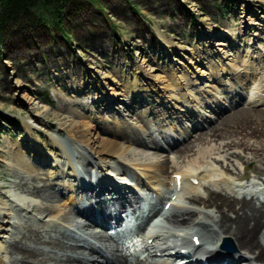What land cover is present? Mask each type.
I'll use <instances>...</instances> for the list:
<instances>
[{"label":"bare ground","instance_id":"bare-ground-1","mask_svg":"<svg viewBox=\"0 0 264 264\" xmlns=\"http://www.w3.org/2000/svg\"><path fill=\"white\" fill-rule=\"evenodd\" d=\"M256 15V22L252 23L244 16L240 26H228L224 33L232 37L236 33L248 34L246 39L250 42L253 38L257 39L261 32H264V12ZM207 29L210 33L219 31V27L216 26H210ZM106 46L105 54L112 56L114 50L110 49L108 44ZM179 49L186 54L189 53L192 61L201 58L200 52L193 47L188 49L182 46L178 47ZM192 61L190 64L193 63ZM196 63L202 64L200 61ZM139 66L144 78L153 80L152 86L157 84L153 87L158 90L167 91L172 87L173 79L176 81L177 75L169 76L168 80L166 77L157 75V81H155L153 70H160L159 66L146 68L143 63ZM216 69L211 80L213 86L218 85L219 81L227 86L228 78H222V71ZM258 69L248 65L240 72H229L241 81L240 92L230 86L232 91H229L226 98L221 100L219 99L221 97H216L217 108L211 109L214 111L210 112L211 115H206L205 109L198 110L197 105L189 106V103L197 102V96L190 94L193 97L191 98L190 95L186 96V93L181 99H173L175 103L187 106L188 109L185 108L184 114L171 106L167 107L170 110L169 113L153 108L154 112L153 109H147L145 112L136 114L134 110L136 109L137 112V106L131 104L134 98L132 93L137 92V85L149 84V81L145 79L139 82L136 78L133 83L127 82L124 89H120L119 82L109 78V81L115 82V86L111 92L104 95L103 100L99 101L102 103L99 106L94 104L92 97L89 100L93 101V107L84 103V100L77 99L76 96L61 94L58 105L54 108V114L59 131H65L68 137L64 141L54 136L51 138L50 156L57 160L54 170L51 169L52 176L53 174L56 176L50 179L51 183L49 184L47 178L42 176V170H44L42 166L39 170L21 157L22 150L17 145L11 149L16 165L25 174L21 175V172L14 176L18 182L12 181L10 185L17 187L15 192H6L9 193L8 200L0 202V264H12V262L13 264H180L185 259L191 261L188 264H264V201L257 202L255 199V195L263 192L264 187H258L259 185L256 187L257 183L243 184L240 189H245V192L242 197H239L236 196L235 188L229 179L225 181L221 178V183L226 186L217 185V188L213 187L214 190L209 188L212 191L205 193L206 188H202L203 183L215 186L218 181L211 182L204 179L203 183H195L199 175L206 170L203 164L207 163V158L215 159L217 163H225L226 156L230 153L232 157L235 153L239 156L238 159L243 161L245 155L247 157L245 162L252 158L264 164V110H257V106L264 103V94L260 93L258 97L256 96L257 98L249 106L234 108L240 102L238 97L243 94L241 91L244 88L243 81L256 78ZM203 91L205 92L204 89L200 91L201 94ZM231 92L235 94L232 96ZM107 99L110 100L106 102ZM219 100L223 101L222 104L228 102V106L232 100V106L228 110L224 109L222 105H218ZM33 109L39 108L33 106ZM41 111L46 112L45 109ZM216 111H219L217 115ZM105 112L119 114L121 120H108L106 124H98L97 121ZM173 115L177 116V124L175 120L171 121ZM191 116L195 118V121ZM125 118H129L128 123L125 122ZM183 118L185 121L191 119L192 123L181 132L184 136L174 139L175 142L163 137L164 141L161 143L151 132V126L160 129L166 122H171L175 129L178 127L183 129L182 126L186 125ZM200 118L207 124L199 125ZM36 120L42 126L40 128L47 129L50 125L48 120L45 122L44 118L39 116ZM145 120L149 125L146 129ZM218 123L219 126L215 128ZM25 128L30 133L35 130V127L28 123L25 124ZM130 128L137 129L139 133L143 132L144 136H130ZM200 131L201 133L198 134ZM205 132L218 137L215 141L217 146L214 145L208 150L202 149L201 141L206 136ZM253 138L257 139L253 140ZM119 139L125 140L126 145ZM147 142L149 146H153V153L158 157L147 163L139 162L135 159L138 153L144 156L149 155L144 149L139 151L148 145ZM33 144L34 150L36 148L41 150L48 142L42 143L34 139ZM192 144L193 146H190ZM164 145H167L170 155H173L177 161L170 164L168 155L164 156L160 153L165 149ZM194 147V155L197 156L195 158H203V164L199 165L195 171L189 166L183 168L178 163L179 159L184 160L193 156L187 153L194 150ZM231 149L236 150L231 152ZM87 154L92 160L88 159ZM192 160L198 162L197 159ZM115 162L119 163V166L114 164ZM232 163L242 166L236 159ZM231 164H227L228 168ZM80 165L82 168L90 169L89 179L83 175ZM171 169L172 173H170ZM69 176L74 178V183L66 185ZM128 177L135 181L134 184H129L130 181L125 180ZM164 181L166 190L158 187L159 184H164ZM53 185L66 186L69 190L77 188V192L84 195L82 197H78V193L75 196L69 195L68 200L73 212L68 209L62 212L63 209L59 206L61 199L56 195L57 189L55 190ZM152 186L157 188L156 195L151 197L142 195L143 192L141 193L140 189H151ZM128 189L134 192H129ZM182 191L186 195L185 198L190 201L186 206L191 205L186 210L182 209L186 206H180ZM0 192H3L2 189ZM247 194L252 196L249 198ZM202 199L205 201L202 202ZM198 201H201L200 205L205 203L203 205L207 208V213L200 209L196 203ZM169 203L170 206L166 209ZM85 204L86 206H83ZM159 205L162 206L159 207ZM40 211H48V214L44 216ZM32 212L40 217L43 216L42 222L38 221V216L36 214L33 216ZM158 214L163 216V222L152 231H148L151 221ZM58 215L61 219L57 217ZM32 216L35 221L29 224L27 220ZM76 218L80 221L75 220ZM70 220L75 224L67 223L69 229L60 222H70ZM124 222L135 225L141 231V237L136 239L130 248L126 242H119L120 238L125 236L124 230L130 228V225L123 228ZM38 223L42 224L46 232L39 230L41 225ZM52 227L62 230L67 235ZM110 229L115 230L114 234L110 232ZM184 229L186 230L183 231ZM195 236L200 240L198 245L194 240ZM232 239L237 247L230 241ZM79 243L84 247H76ZM132 246L134 250H130ZM88 248L91 251H88ZM139 251L148 252V254L141 258V252L136 254ZM177 253L182 254L183 257L174 256ZM171 257H174L175 261L170 262Z\"/></svg>","mask_w":264,"mask_h":264},{"label":"rangeland","instance_id":"rangeland-1","mask_svg":"<svg viewBox=\"0 0 264 264\" xmlns=\"http://www.w3.org/2000/svg\"><path fill=\"white\" fill-rule=\"evenodd\" d=\"M90 1L93 4L86 3L83 9H77L74 6L71 9L70 16L65 19L69 37H64L54 27L40 26L28 29L16 27L12 30V33L4 36V39L0 43V186H2L0 190L2 189L3 191L0 192V202L1 200H8L9 193L6 192H15V188L17 187L10 185L12 181L18 182L14 176L21 172V175L25 174L16 165L17 162L14 161L11 155V149L15 148L16 145L22 150L21 157L31 162L39 170L43 167L42 176L47 178L49 184L51 183L50 179L56 177L55 174L52 176L51 170H54L53 167L57 165V160L50 156L52 151L51 138L54 136L58 140L64 141L68 137L65 131H59L57 118L54 114V108L57 107L61 94L76 96L77 99L84 100V103L91 107L94 106L93 101L96 106H99L102 104L99 101L105 98L104 95L111 92L115 86V82H119L118 88L124 89V85L127 82L133 83L136 78L139 82L145 79L149 81V84L137 85V92L132 93L134 98L132 97L133 101L131 100V104L137 106V112L136 109L134 110L136 114L153 108H158L163 112L169 113L170 110L167 107L169 108L170 106L184 114V111L188 109L187 106H183L181 103L177 104L173 99H181L184 96L183 94L186 93V96L190 94L197 96V102H191L189 106L196 107L197 105L198 110L205 109L206 112L204 113L211 115L210 112H214L211 109L217 108L216 97H221L219 98L221 100L226 98L229 91H232L229 88L230 86L234 90L237 89L235 91L240 92L239 83L241 81L237 80L233 76L234 74L231 75L229 72H240L248 65L259 68L258 76L252 79L249 78L248 80L241 78L244 80V88L241 90L243 94L238 97L240 102L234 108L249 106L260 93L264 94V32L262 31L258 37L256 36L257 39L250 38L251 42L246 39L248 34L239 35L236 33L232 37L230 34L224 33L228 26H240L244 21V16L252 23L256 22V14L264 12V0ZM100 3L103 9L99 7L98 4ZM210 26L219 27V31L210 33V30L207 29ZM107 44L110 46V49L114 50L112 56L104 52ZM182 46L188 49L195 48L200 52L201 58L192 61L189 53L186 54L185 51L178 50V47ZM191 61L193 63L190 64ZM197 61H200L202 64L199 65L196 63ZM142 63L146 68L150 66H154L155 68L160 67V70H153V79L155 81H157V75L166 77V79L172 75H177L176 81L173 79L172 87L168 88L167 91L163 89L158 90L156 87H153L157 84H153L152 86L153 80L144 78L139 69V65ZM147 65L149 66L147 67ZM216 68L222 71V78H228L227 86H224L226 84L221 81H219L218 85L213 86L211 80L212 75L217 70ZM109 78L115 82L109 81ZM257 86H259L260 92H258L259 88ZM202 89L205 90L203 94L200 92ZM234 94L231 92L230 95L233 96ZM192 95H190L191 98H193ZM91 97L93 101L89 100ZM87 100L89 101L87 102ZM108 100L110 99H107L106 102ZM222 103L223 101L220 102L219 100L218 105H222L227 110L232 106V100H230L229 106L228 102ZM33 106L39 109H33ZM202 106L203 108H201ZM42 109H45L46 112L42 113ZM261 109L264 110V103L257 106V110ZM154 111L155 109H153ZM217 112L219 113V111L215 112L216 115L218 114ZM43 114L44 117H42ZM38 116L44 118L45 122L49 121L50 125L47 129L40 128L41 125L36 120ZM176 118L177 116L173 115L171 121L175 120L177 124L178 120ZM168 119L170 120V118ZM108 120L120 121L121 117L119 114H114V112H105L103 117L97 122L98 124H106ZM192 120L195 121V118L192 117ZM125 122L128 123L129 118H125ZM144 122L146 129L149 125L146 120ZM185 122L186 125L182 126L183 129L181 127L175 129L171 122H166L163 124V128L160 129L151 126L152 131H150L161 143L164 141L163 137L167 138L168 141L175 142L174 139L177 140L184 136L181 132L184 129L186 130L192 123L191 119ZM26 123L35 127L33 133L27 131L25 128ZM201 124H205L203 119H201L199 125ZM218 126L219 123L216 127L215 125L213 127L217 128ZM111 130H113L112 127ZM129 130L130 136H144V133H139L137 129L130 128ZM200 133L201 131L198 132V134ZM214 138L215 140L213 141ZM216 138L218 137L206 134L202 138L203 140H200L201 144H203L202 149L208 150L213 148L214 145L217 146L215 144ZM34 139L42 143L48 142V144L45 145L44 149L39 150L36 148L34 150ZM255 139L257 138H253V140ZM119 140L126 145L125 140ZM27 144H30V147ZM190 146H193V144ZM231 147L234 146L231 145ZM164 148L160 153L164 156L168 155L170 164L177 161L173 155H170L167 145H164ZM143 149L149 155L144 156L142 153H138L139 155L135 156V159H138L137 161L147 163L158 157V155L153 153V146H149V143L147 146L139 149V151ZM233 150L231 149L230 151L232 152ZM241 150L244 152L243 148ZM194 153L195 147L194 150L187 153V155L193 154V156H189V158H185L184 160L179 159V165L183 166V168L189 166L194 171L197 170V167L203 164V158H195L197 156ZM87 156L88 159L92 160L90 155L87 154ZM226 157L225 163H217L212 158H210L211 160L209 158L206 159L207 163L203 164L206 170L199 175V179L195 183H203L205 182L204 179L211 180V182L217 180L218 182H216L215 186L203 183L202 188H206L204 193L212 191L210 189H213V187L217 188V185H225L221 183V178H224L223 180L225 181L229 179L232 182L236 196L239 197H242L245 192V189H240L243 184L251 185L257 183L256 187L258 185V187H264V164L262 162L254 161L252 158L250 161L245 162L247 159L245 155L243 161L238 159L239 156L235 153L232 157L230 153ZM130 158L132 157L130 156ZM193 158L201 162L198 164V162L192 160ZM235 159L242 165L241 167L237 164L233 165L232 161ZM228 163H232L230 168H228ZM114 164H118L119 166L117 162ZM80 166L83 175L89 179L90 169L87 170L86 168H82V165ZM47 169L48 171H46ZM225 170H227L226 173ZM170 173H172V169ZM160 179L163 180L164 178ZM125 180L130 181V183L128 182L129 184H134L135 182L131 177L125 178ZM69 183H74L72 176L68 177L66 185ZM165 184L166 182L164 181V184H159L158 187L166 190ZM52 187L55 190L57 189L56 195L61 199L59 206L63 209L62 212L65 209L66 211L68 209V211L71 210L73 212L68 200L69 195L74 194L75 196L78 193V197L84 196L81 192H77V188L69 190L66 186L58 187L53 185ZM128 191L134 192L132 189H128ZM140 192H143L142 195L144 194V196L151 197V195L157 194V188L152 186L151 189H140ZM181 195L180 201L182 204L180 206H186L190 201L185 198L186 195L183 191ZM251 196V194H247V197L250 198ZM255 199L257 202L264 201V191L256 194ZM203 201L205 200L202 199ZM200 202L196 203L201 210L207 213V208H204L203 205L205 203L200 205ZM83 206H86V204ZM190 206L188 204V206L182 209L186 210ZM21 211L24 212L23 210ZM40 212L44 216L48 214V211ZM32 214L34 216L36 213L32 212ZM33 216L29 220L26 219L30 222L29 224L35 221ZM37 216L38 221L42 222L43 216ZM57 217L61 219L60 215ZM75 220L80 221L78 218ZM60 222L68 229L67 223L75 224L72 220L70 222ZM38 225H41L40 231L46 232L42 224L38 223ZM52 228L64 233L55 227ZM140 232V229L135 227L134 231L126 237L124 242L122 240L119 242H126L130 248L136 239L141 237ZM64 234L67 235L66 233ZM230 241L237 247L233 239ZM80 246L83 245L81 243L76 245V247ZM130 250H134V246ZM88 251H91L90 248H88ZM140 254V257L144 258L148 252L144 253L142 251Z\"/></svg>","mask_w":264,"mask_h":264},{"label":"trees","instance_id":"trees-1","mask_svg":"<svg viewBox=\"0 0 264 264\" xmlns=\"http://www.w3.org/2000/svg\"><path fill=\"white\" fill-rule=\"evenodd\" d=\"M99 0H97L98 2ZM90 0H0V43L4 36L16 27L46 26L58 29L64 37H69L65 19L71 9H83ZM93 4V3H92ZM101 9L103 6L98 4Z\"/></svg>","mask_w":264,"mask_h":264}]
</instances>
